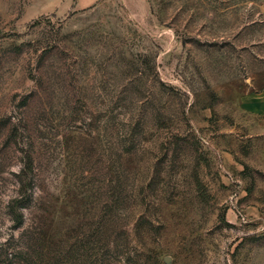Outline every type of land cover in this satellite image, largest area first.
<instances>
[{
	"label": "rangeland",
	"instance_id": "rangeland-1",
	"mask_svg": "<svg viewBox=\"0 0 264 264\" xmlns=\"http://www.w3.org/2000/svg\"><path fill=\"white\" fill-rule=\"evenodd\" d=\"M263 5L0 0V264H264Z\"/></svg>",
	"mask_w": 264,
	"mask_h": 264
},
{
	"label": "crops",
	"instance_id": "crops-1",
	"mask_svg": "<svg viewBox=\"0 0 264 264\" xmlns=\"http://www.w3.org/2000/svg\"><path fill=\"white\" fill-rule=\"evenodd\" d=\"M262 17L264 22V5L262 7ZM253 100H254L253 106L255 107L254 109L264 112V87L260 92L255 94Z\"/></svg>",
	"mask_w": 264,
	"mask_h": 264
},
{
	"label": "trees",
	"instance_id": "trees-1",
	"mask_svg": "<svg viewBox=\"0 0 264 264\" xmlns=\"http://www.w3.org/2000/svg\"><path fill=\"white\" fill-rule=\"evenodd\" d=\"M27 170L28 171H31V165L27 168ZM21 173H22V171H21ZM24 175V173H22L21 174V176H23ZM20 182V181H19ZM23 187V185H21V188ZM25 188V187H24ZM30 196V193L28 194V197Z\"/></svg>",
	"mask_w": 264,
	"mask_h": 264
}]
</instances>
